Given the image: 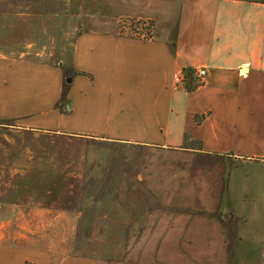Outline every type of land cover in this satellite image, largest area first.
I'll list each match as a JSON object with an SVG mask.
<instances>
[{"label":"crops","instance_id":"1","mask_svg":"<svg viewBox=\"0 0 264 264\" xmlns=\"http://www.w3.org/2000/svg\"><path fill=\"white\" fill-rule=\"evenodd\" d=\"M109 1L116 20L69 27L49 56L0 42V264H261L264 218L234 217L264 209V0ZM197 68L195 88L175 87ZM146 149L191 169L139 173ZM156 186L144 246L125 229L114 260L89 254L136 225Z\"/></svg>","mask_w":264,"mask_h":264},{"label":"rangeland","instance_id":"2","mask_svg":"<svg viewBox=\"0 0 264 264\" xmlns=\"http://www.w3.org/2000/svg\"><path fill=\"white\" fill-rule=\"evenodd\" d=\"M121 3L114 1L105 0H5V3L0 0V42L3 41L7 43L14 44L18 41H31L38 43L40 46L39 51L42 52V57L50 55L51 41L58 45L59 50L63 47V44L67 41L66 31L68 28H74L73 32L77 33L76 28L80 31L87 27H99L101 26V21L106 23H111L118 18ZM9 6H11L9 8ZM18 11L27 14L26 17H15L14 13ZM104 17V18H100ZM122 19H119V27ZM104 24V23H103ZM70 39V38H69ZM61 53V52H60ZM61 56V55H60ZM61 60V58H60ZM66 80V78H65ZM68 103L65 104L67 107ZM114 151L111 152L113 154ZM125 154V152H124ZM139 161L138 170L139 173L142 171L154 170L157 174L161 173L163 170H175V169H186L184 165L178 166L173 161L170 163L163 157L164 154L159 150H139L137 151ZM183 163V162H182ZM190 163H188L189 165ZM187 169H191L188 167ZM157 179L159 178H156ZM162 180V179H161ZM156 186L155 190L153 188H145L144 192L140 193L139 201L140 207V220L136 225L131 227H122L119 236V241H106V242H92L89 254H93L94 250H98L99 254L103 255L102 261L114 260L116 250L121 244L131 245L123 242L126 236L125 229L128 232L133 231L138 235L140 242H136L137 245L144 246L147 238L148 231H151V227L147 228L144 224V217L141 214L146 213L147 207L158 205L163 202V192ZM244 215H236L234 219L242 218L240 216H245L246 218L261 217L264 218V209L262 210H246ZM226 212L223 213V218L226 217ZM98 227H92V231L89 236L92 239L98 233ZM92 233V234H91ZM108 230L104 231V235H109ZM157 230L155 232L156 238L159 237ZM119 242V243H116ZM100 245L103 249H96V245ZM107 244V247H103ZM117 245V246H116ZM126 248V246H125ZM121 248H119L120 250ZM146 253L148 256V248L146 247ZM146 256V255H145ZM151 258V259H150ZM144 261H161L159 257H143ZM251 261V260H250ZM252 262V261H251ZM260 263L264 264V257L260 259Z\"/></svg>","mask_w":264,"mask_h":264},{"label":"built area","instance_id":"3","mask_svg":"<svg viewBox=\"0 0 264 264\" xmlns=\"http://www.w3.org/2000/svg\"><path fill=\"white\" fill-rule=\"evenodd\" d=\"M120 31L126 34H135L143 38H149L151 36V25L148 20H132L122 19L120 23ZM193 74L197 79L202 78L206 71L204 68L193 69ZM173 82L175 87H180L185 83V71L178 70L173 75Z\"/></svg>","mask_w":264,"mask_h":264},{"label":"trees","instance_id":"4","mask_svg":"<svg viewBox=\"0 0 264 264\" xmlns=\"http://www.w3.org/2000/svg\"><path fill=\"white\" fill-rule=\"evenodd\" d=\"M185 88L192 90L198 85V80L192 77V69H185Z\"/></svg>","mask_w":264,"mask_h":264}]
</instances>
